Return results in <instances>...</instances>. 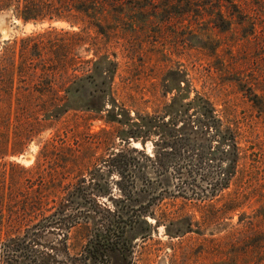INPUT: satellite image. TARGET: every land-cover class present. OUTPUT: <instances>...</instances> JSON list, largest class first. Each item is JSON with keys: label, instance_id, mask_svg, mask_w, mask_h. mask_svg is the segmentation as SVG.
I'll list each match as a JSON object with an SVG mask.
<instances>
[{"label": "rangeland", "instance_id": "rangeland-1", "mask_svg": "<svg viewBox=\"0 0 264 264\" xmlns=\"http://www.w3.org/2000/svg\"><path fill=\"white\" fill-rule=\"evenodd\" d=\"M31 4L37 7L0 0V244L58 210L64 188L86 186L94 173L102 176L98 188L104 194L89 196L91 202L73 211L77 223L63 231L70 259L60 254L59 264H78L81 237L111 228L121 209L134 225L124 234L129 264H255L249 221L264 202V0ZM35 14L40 16L25 20ZM102 58L115 64L112 77L98 63ZM101 82L127 113L120 124L107 121L112 105L104 91L99 111L82 109ZM186 84L237 129L235 173L222 190L230 143L195 131L193 113L183 106L193 96L186 95ZM176 92L182 96L169 110ZM138 128L141 139L127 140L129 129ZM52 139L88 144L75 154L84 168L64 169L67 153L60 145L44 148ZM112 154L144 172L138 184L149 182L152 198L130 203L109 184L118 179L103 163ZM237 192L241 205L231 201ZM22 208L34 212L20 228H7L6 219ZM49 232L55 235L42 241L58 246L60 237Z\"/></svg>", "mask_w": 264, "mask_h": 264}, {"label": "trees", "instance_id": "trees-1", "mask_svg": "<svg viewBox=\"0 0 264 264\" xmlns=\"http://www.w3.org/2000/svg\"><path fill=\"white\" fill-rule=\"evenodd\" d=\"M25 2L27 3V7L28 5L31 8L37 7L34 4H31V0H25ZM98 6L101 9V5L98 4ZM31 8L25 7L26 11L28 10L35 12V10H32ZM38 16L40 15L35 14L32 17L31 15H29L28 18H25V20L34 19ZM97 25V32L103 34L104 27L99 24ZM102 62L106 66L108 74L112 77V70L114 69L113 67L115 66V64L111 61H107L105 58L99 60L98 63ZM85 69L87 70L88 68ZM175 76H177V73L173 75V77ZM178 82L179 80L176 78L172 80V83L177 86ZM102 84L103 82L97 85L96 90L92 92V94L86 99V104L82 109L85 111H99L102 107V100L105 97L104 95H101V91H104L106 92L105 95L108 94L107 96L110 99L109 101L112 105L108 110H106L107 121L120 124L122 117H126L127 113H125L122 107L117 106L112 94L111 86L106 89L105 86H101ZM186 86V95L191 92L193 96L190 97V100L183 106L187 108V110L190 109L193 113L195 119L194 122L197 124V126H195V131L198 129H204L207 131V133H212L216 135L217 138L226 140V142L230 143L227 146V166L224 168L221 174V181L224 182V184H221L219 188L220 190H222L224 188V185L225 187L226 185H228V182L231 180L232 176L235 173L234 170L236 168V162L239 152L236 143V138L238 136L237 129L235 126H233L232 123L222 119V116L208 99L199 95L194 89H190V84H186ZM83 95H86V90L83 92ZM179 96L182 95L179 94V92H176V95L171 99L170 105L168 106L169 110L177 108L176 103L179 101ZM147 120L152 119L145 118L144 121ZM152 121L153 125H155V128H157H154L155 130L163 129L161 123H158L155 120ZM171 126L172 128L176 127L173 121L171 123ZM129 130L130 132L128 133L127 140L130 139L133 141H138L139 139H141V135L144 133V130L139 128L138 130L136 129V132H131V129ZM179 130L185 129L184 127H182L179 128ZM65 142L66 141L62 139H58L57 141L52 139L45 143L44 148L45 150L55 149L56 145H60L59 148H61L63 154L67 153L64 158V169L71 171H81L86 165V162L84 160L76 162L75 154L78 153L85 145L79 144L78 141H75L73 143V146H65ZM141 143L143 144L142 140ZM135 146H137V144H135ZM82 149H88V144L86 148L84 147ZM111 156L112 157L110 159H108L107 161L105 160L103 163L108 164L106 172L109 175L117 174L118 179L116 181H113L112 178L109 184H112L116 188H118L121 197H123L125 200H128V202L130 203L134 201L133 199L147 200V198H152L153 196L150 194L152 185L149 182H145L141 185L138 184L139 180H143L141 179L142 176L140 175L142 174L145 176L144 172H141L140 169H135L134 167L131 168L132 160L127 159L124 155L112 154ZM149 160L150 159L148 157L144 156L143 161L147 162ZM101 180V175L98 176L93 173V175H90L89 183L86 186H76L74 187V189H72V191L69 192H67L69 189H71L69 188V186L64 188V192L66 194L62 197L61 202L58 203V210L48 216L42 217V219L35 223L32 227L26 228L23 236L10 238L9 240L0 244V264H59L60 254H64L68 259V232L64 233L63 231L64 229L69 231L77 223L76 221L78 217L73 213V211H76L83 205L88 204L87 202H91L89 200V196L95 197L102 196L104 194V192H102L100 188H98L100 187L98 183H100ZM138 185L142 186L140 190L137 187ZM108 191L109 192L107 197L109 198V200H113L114 196L110 192L111 189H108ZM242 197L243 195H240L237 192L233 196L234 200L231 201H235L236 205H241L240 199ZM37 201L34 203H37ZM37 205H40V201ZM30 209L32 210V205ZM69 210L70 212H68ZM21 211L22 213L13 212L6 219L5 224L7 228L11 229V227H14L16 225H19L17 226V228H20L21 225L27 222V217H30V214L34 212H29L24 208H22ZM115 213L117 216L111 219H117V222L111 228H103V230H97V232L93 233L92 237L91 233L81 237V240L78 242V245L80 246L79 252L76 253L77 255H79V258L76 260L78 264H129L128 257L131 250L130 239H126L124 237V234L128 229H132L134 225L126 223L127 220L130 221L129 219H131V216H128L129 211L121 209L119 211H116ZM139 213H146L145 209L141 210ZM108 214V216L111 215L110 212H108ZM122 220L124 223L121 222ZM249 226L250 230L253 231L254 243L257 247V259L255 264H264V230H262L264 228V202L263 204H260L259 208H257L253 212V218L250 219ZM49 231H56V235L58 236V238L60 237V244L58 243L59 247L55 246L54 244L49 245L50 242L48 241H42L48 236L55 235L53 233H50ZM49 233L50 235H47ZM41 242L46 244L45 251L42 252L36 250V246Z\"/></svg>", "mask_w": 264, "mask_h": 264}]
</instances>
